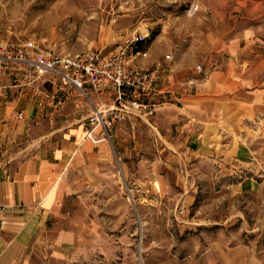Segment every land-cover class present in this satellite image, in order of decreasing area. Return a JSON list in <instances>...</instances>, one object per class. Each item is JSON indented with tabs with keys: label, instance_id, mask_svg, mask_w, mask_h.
<instances>
[{
	"label": "rangeland",
	"instance_id": "1",
	"mask_svg": "<svg viewBox=\"0 0 264 264\" xmlns=\"http://www.w3.org/2000/svg\"><path fill=\"white\" fill-rule=\"evenodd\" d=\"M133 38L147 52L135 63L170 65L178 92L184 74L219 70L264 97V0H0V44L46 40L77 54ZM181 114L167 130L126 121L109 157L73 161L63 225L75 240L38 248L30 264H214L264 250V124L249 120L234 138L244 155L220 164L191 149Z\"/></svg>",
	"mask_w": 264,
	"mask_h": 264
},
{
	"label": "crops",
	"instance_id": "2",
	"mask_svg": "<svg viewBox=\"0 0 264 264\" xmlns=\"http://www.w3.org/2000/svg\"><path fill=\"white\" fill-rule=\"evenodd\" d=\"M140 65L158 68L154 97L161 104L153 115L128 121L141 119L153 122L157 130H167L173 114L180 112L190 147L201 156L222 164L230 156L244 155V145L236 144L234 138L247 130L249 120L264 124L262 94L246 95L242 83L219 70L202 78L184 74L177 80L184 85L178 92L170 65ZM93 99L98 105L109 104L113 92L93 95ZM87 109L85 100L73 97L58 112H49L35 97L0 84V264H30L38 248L59 251L74 242V230L63 225L67 223L69 167L81 159L107 158L111 147L109 142L94 144L86 138L79 113ZM244 252L235 248L230 255L214 256L212 262L264 264V250Z\"/></svg>",
	"mask_w": 264,
	"mask_h": 264
},
{
	"label": "built area",
	"instance_id": "3",
	"mask_svg": "<svg viewBox=\"0 0 264 264\" xmlns=\"http://www.w3.org/2000/svg\"><path fill=\"white\" fill-rule=\"evenodd\" d=\"M138 41L133 38L110 52L77 54L62 53L46 40L0 44V84L35 97L49 112L61 110L77 93L88 104L79 113L86 138L94 144H112L119 123L153 115L161 104L154 97L158 68L135 63L137 57L147 55L136 48ZM196 67L203 71L201 64ZM109 90L111 103H95L93 95Z\"/></svg>",
	"mask_w": 264,
	"mask_h": 264
},
{
	"label": "trees",
	"instance_id": "4",
	"mask_svg": "<svg viewBox=\"0 0 264 264\" xmlns=\"http://www.w3.org/2000/svg\"><path fill=\"white\" fill-rule=\"evenodd\" d=\"M140 43H141V42L139 41V42H138V45H139ZM138 48H139V47H138Z\"/></svg>",
	"mask_w": 264,
	"mask_h": 264
},
{
	"label": "bare ground",
	"instance_id": "5",
	"mask_svg": "<svg viewBox=\"0 0 264 264\" xmlns=\"http://www.w3.org/2000/svg\"><path fill=\"white\" fill-rule=\"evenodd\" d=\"M154 184H155V182H154Z\"/></svg>",
	"mask_w": 264,
	"mask_h": 264
}]
</instances>
